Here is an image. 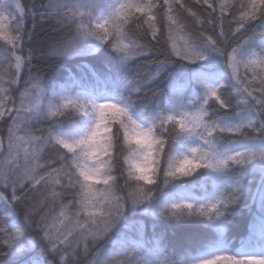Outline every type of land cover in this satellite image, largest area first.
<instances>
[{
    "label": "snow or ice",
    "instance_id": "1",
    "mask_svg": "<svg viewBox=\"0 0 264 264\" xmlns=\"http://www.w3.org/2000/svg\"><path fill=\"white\" fill-rule=\"evenodd\" d=\"M0 264H264V0H0Z\"/></svg>",
    "mask_w": 264,
    "mask_h": 264
},
{
    "label": "trees",
    "instance_id": "2",
    "mask_svg": "<svg viewBox=\"0 0 264 264\" xmlns=\"http://www.w3.org/2000/svg\"><path fill=\"white\" fill-rule=\"evenodd\" d=\"M36 30L38 33V38L41 39L50 37L52 35L51 31L48 28V25L46 24L43 26L38 25ZM82 62L91 64L93 67L97 68L98 70H102L101 61L93 57H82L74 60L64 61L62 62V65H66L67 67L72 69L73 73H77L78 70L76 69L75 66ZM59 71L60 73H64V67L62 66L59 69ZM248 223H249V217L247 215L237 218L235 226L231 227L229 231V237L237 241L241 239L243 236L246 235ZM170 240H172V244L170 245V250L173 246L178 247L181 242L178 236L170 237Z\"/></svg>",
    "mask_w": 264,
    "mask_h": 264
}]
</instances>
